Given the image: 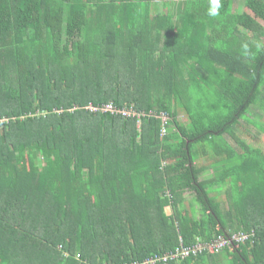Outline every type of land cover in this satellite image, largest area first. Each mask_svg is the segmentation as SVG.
Masks as SVG:
<instances>
[{
    "label": "trees",
    "instance_id": "16d2710c",
    "mask_svg": "<svg viewBox=\"0 0 264 264\" xmlns=\"http://www.w3.org/2000/svg\"><path fill=\"white\" fill-rule=\"evenodd\" d=\"M173 1L0 0V264L142 263L252 231L169 264H264V152L236 132L264 99V0ZM110 104L145 116L92 111Z\"/></svg>",
    "mask_w": 264,
    "mask_h": 264
},
{
    "label": "built area",
    "instance_id": "2783aa9c",
    "mask_svg": "<svg viewBox=\"0 0 264 264\" xmlns=\"http://www.w3.org/2000/svg\"><path fill=\"white\" fill-rule=\"evenodd\" d=\"M101 111L102 113H110L112 115H119L124 117L125 119L136 118L139 123L141 122L142 117L145 114H139L135 112L133 109L126 110V109H117L113 106V104L104 106L100 109H92V111ZM163 124L165 126L166 121L168 120L167 117H162ZM166 134V129L163 127L162 129V136ZM257 236L254 231L250 233H229V235H220L216 237L214 240L210 242H202L200 240L197 241L196 244L184 247L182 242L180 243L179 247L172 252L165 253L163 255L156 254L152 258L144 261V262H135L132 264H169L171 262L178 263L179 261L191 258V257H198L201 255H218L224 249H232L238 248L241 244H245L246 242L255 243ZM65 256H68L65 253Z\"/></svg>",
    "mask_w": 264,
    "mask_h": 264
},
{
    "label": "rangeland",
    "instance_id": "374dc122",
    "mask_svg": "<svg viewBox=\"0 0 264 264\" xmlns=\"http://www.w3.org/2000/svg\"><path fill=\"white\" fill-rule=\"evenodd\" d=\"M105 1L107 2L108 0ZM179 1L180 0H174L173 4L176 5V3H178ZM244 2H245L244 0H234L233 12L242 13L245 6ZM171 9L174 12L175 6ZM162 12H164L163 3L159 1L153 2L152 12H151L152 17L156 18L158 17V15H161ZM179 120L182 123L187 124V119L182 114L180 115ZM260 127L264 128V99L263 102L259 103L258 106H254L249 110V113L243 118V120H241L238 130H236L237 134L240 135L245 140V142H247L250 146L260 149L261 151L264 152V132L260 129ZM240 131L242 133H240ZM226 139L233 147L237 148L235 142L232 139H230L229 137H226ZM227 192H228V187H226L224 190H222L219 193L220 199L222 201V207L225 209H226L225 203L228 202L227 199L229 197V194H227ZM191 196L192 195L190 194L187 195V198H189L188 200L192 199ZM184 207L186 208V210L188 209L191 210L193 207H197V204L195 202H190L187 204L185 203ZM167 212L171 213V209L168 208ZM76 258L79 259V256Z\"/></svg>",
    "mask_w": 264,
    "mask_h": 264
},
{
    "label": "clouds",
    "instance_id": "9594fccd",
    "mask_svg": "<svg viewBox=\"0 0 264 264\" xmlns=\"http://www.w3.org/2000/svg\"><path fill=\"white\" fill-rule=\"evenodd\" d=\"M221 7V0H211V7L209 9L210 16H217L219 15V9Z\"/></svg>",
    "mask_w": 264,
    "mask_h": 264
},
{
    "label": "crops",
    "instance_id": "0c3cea01",
    "mask_svg": "<svg viewBox=\"0 0 264 264\" xmlns=\"http://www.w3.org/2000/svg\"><path fill=\"white\" fill-rule=\"evenodd\" d=\"M187 195H188V194H187ZM187 195H186V197H185V198H186V204H187V203H190V202H194V200H193V197H194V196H193L192 194H190V195H192V196H191L192 199H191V200H188L189 198H187ZM197 209H198L197 207H193V208L191 209V211H192V210L195 211V210H197ZM188 211H190V210L188 209Z\"/></svg>",
    "mask_w": 264,
    "mask_h": 264
}]
</instances>
